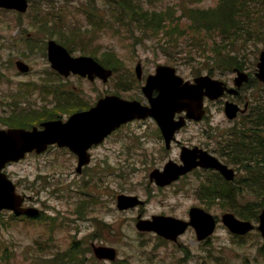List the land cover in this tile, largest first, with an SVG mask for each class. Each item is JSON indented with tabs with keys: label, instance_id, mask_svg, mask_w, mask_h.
<instances>
[{
	"label": "rangeland",
	"instance_id": "obj_1",
	"mask_svg": "<svg viewBox=\"0 0 264 264\" xmlns=\"http://www.w3.org/2000/svg\"><path fill=\"white\" fill-rule=\"evenodd\" d=\"M130 1L133 6L138 5L139 11L144 10L150 15L155 13L162 20H157L158 26L143 34L142 21L133 23L132 8L124 6L123 21L116 28H105L104 23L102 31L95 36L98 46L92 48L93 53L102 56L108 51L118 57L123 66L108 81V85H90V98L117 89L121 80L125 87L132 88L120 89V93L136 98L138 85L129 83L128 79L137 60L142 62L145 72L160 63L174 66L184 78L204 73L224 80L232 78V69L237 66L231 67L222 62V56L230 42L238 49L241 47L243 32L239 30L244 24L234 23L232 38L226 41L220 35L219 27L207 28V24L199 22L197 17L193 22L192 17L193 10H202L197 13L206 17L215 14L221 0ZM79 3L80 0H31V8L21 17V23L15 14L0 11V101L16 94L20 81L28 84L29 90L42 86L48 88L54 76L45 56V40L53 37L65 41L73 24L83 20L80 14L74 16ZM42 26L48 27V31H44ZM253 31V39L244 44L249 46L245 52L246 59L253 58L262 45L263 33L258 25ZM170 34L173 36L170 37ZM29 37L31 46L25 43ZM18 54H22L33 69L28 75L15 74L14 60ZM27 93L32 98L33 92ZM251 93L264 101L257 87ZM246 94L243 91L242 103ZM208 104L209 114L216 121H222L221 125H227L229 121L224 116L222 101ZM1 105L0 102V115H6L8 109H2ZM247 118L256 131L263 129L264 110L255 109ZM142 129L149 130L150 125L133 122L107 139L104 145L94 148L91 162L81 174L75 172L76 158L71 155L51 153L41 157L30 156L11 165L8 170L14 180L23 175L32 177L38 169L52 174L49 178L52 183L39 192L42 197H47L42 202V208L52 215V219L48 216L34 226L32 232L27 233L30 235L28 238H21L22 233L17 229L19 224L12 223L0 229V264H111L93 256L92 245L100 244L115 248L113 264H264V259L257 254L258 249L231 242L229 231L223 225H218L205 242L198 241L192 228H188L174 243L164 241L153 233L138 231L134 226L138 213L133 210L117 211L115 195L119 192L147 199L148 204L142 213L148 216L162 212L186 218L189 207H206L194 197L198 185L193 182V177L188 178V184L186 181L174 183L169 194L165 189H157L149 183L145 171L154 159L163 160L172 156L168 155L162 143L143 136ZM197 131L198 124L190 123L181 133L184 136ZM258 139L257 135L247 136L245 130H241L239 141L230 146V151L253 150ZM157 143L161 148H157ZM221 149L226 150L224 147ZM260 182L264 188V180ZM252 207L248 203L242 205L244 211ZM210 211L220 216L222 208L213 206ZM1 223H5L3 216L0 228ZM253 240L252 237L247 242ZM73 242L77 246L75 253L70 251ZM5 247H8L6 252ZM246 256L248 262L244 261Z\"/></svg>",
	"mask_w": 264,
	"mask_h": 264
},
{
	"label": "water",
	"instance_id": "obj_2",
	"mask_svg": "<svg viewBox=\"0 0 264 264\" xmlns=\"http://www.w3.org/2000/svg\"><path fill=\"white\" fill-rule=\"evenodd\" d=\"M0 6L17 8L19 10H25L26 0H0ZM22 69L25 67L20 66ZM6 135L8 132H0V168L4 165V161L8 158H18L20 155H12V147L10 146V141H6ZM0 182L5 186L8 193L11 194L13 186L0 174ZM10 201L3 195L0 194V207L9 206ZM10 207V206H9ZM193 215V210L191 211V216ZM156 220V223L151 227L156 230L159 234L164 235L168 238H175V236L181 233L185 227V222L174 220L172 218H162L159 217ZM225 224L234 232L244 233L251 228V225L248 222H240L235 220L231 215L227 214L224 216ZM194 227L197 228L198 238H204L208 233L211 232L213 224L209 225L207 222L206 225H199L195 223L192 219L190 222ZM264 235V224H261L259 227Z\"/></svg>",
	"mask_w": 264,
	"mask_h": 264
},
{
	"label": "flooded vegetation",
	"instance_id": "obj_3",
	"mask_svg": "<svg viewBox=\"0 0 264 264\" xmlns=\"http://www.w3.org/2000/svg\"><path fill=\"white\" fill-rule=\"evenodd\" d=\"M245 220H250L251 222H253L254 224H256V222H255L254 219H245ZM254 231L258 234V232L256 230H254ZM246 237H249V234L246 233V234H235V235H231V238L232 239H236L239 242L242 241V240H245ZM258 246H259V248H264V244L263 245L258 244Z\"/></svg>",
	"mask_w": 264,
	"mask_h": 264
},
{
	"label": "trees",
	"instance_id": "obj_4",
	"mask_svg": "<svg viewBox=\"0 0 264 264\" xmlns=\"http://www.w3.org/2000/svg\"><path fill=\"white\" fill-rule=\"evenodd\" d=\"M221 8H225V7L222 6ZM237 12H238V11H235L234 14L237 13ZM219 18L222 19V18H223V15H220Z\"/></svg>",
	"mask_w": 264,
	"mask_h": 264
},
{
	"label": "bare ground",
	"instance_id": "obj_5",
	"mask_svg": "<svg viewBox=\"0 0 264 264\" xmlns=\"http://www.w3.org/2000/svg\"><path fill=\"white\" fill-rule=\"evenodd\" d=\"M102 49V48H101ZM137 169V168H136ZM146 188V187H145Z\"/></svg>",
	"mask_w": 264,
	"mask_h": 264
}]
</instances>
